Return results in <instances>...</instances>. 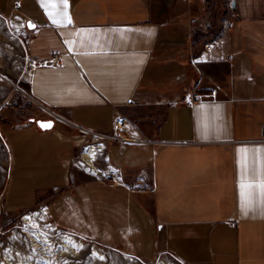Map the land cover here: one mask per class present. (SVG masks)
Segmentation results:
<instances>
[{
    "label": "crops",
    "instance_id": "0c3cea01",
    "mask_svg": "<svg viewBox=\"0 0 264 264\" xmlns=\"http://www.w3.org/2000/svg\"><path fill=\"white\" fill-rule=\"evenodd\" d=\"M230 1L0 0L27 97L54 120L4 127L10 199L49 194L58 227L143 261L264 264V0ZM123 121L138 144L108 140ZM86 137L125 184L71 171Z\"/></svg>",
    "mask_w": 264,
    "mask_h": 264
},
{
    "label": "rangeland",
    "instance_id": "374dc122",
    "mask_svg": "<svg viewBox=\"0 0 264 264\" xmlns=\"http://www.w3.org/2000/svg\"><path fill=\"white\" fill-rule=\"evenodd\" d=\"M224 1L210 0L213 3L212 10L215 15H220L223 11ZM31 68L24 42L10 21L0 14V264H183L168 254H159L153 260L143 261L80 234L63 230L53 222L49 215L45 204V199H48L49 194L41 193L36 199L32 198L30 203L24 205L16 203L27 200V196H18L15 202L10 199L9 192L13 186L11 174L13 158L3 133L4 127L16 124L36 126L34 121H31L32 118L50 119L44 113L42 114L27 97L23 80ZM5 114H9L8 117H5ZM92 143L102 144L100 139L94 140L92 137H86L75 147V157L70 166L71 171L77 170L85 175L113 182V178L120 177V173L109 168L103 147L98 151L97 158L94 160L99 170L97 174L91 173L79 164L82 146ZM23 187L27 188L29 185L25 184ZM24 191L29 192L30 190L25 189ZM34 211H37L38 216L41 215L44 226L52 228V234L49 236L53 241L51 245L42 240L35 241L26 237L27 228H24L26 224L22 216L32 214ZM63 238L71 243L74 242L73 244H81L76 254L61 255L59 253L58 248L63 244ZM93 248L96 249L97 255H92ZM51 251L55 254H51Z\"/></svg>",
    "mask_w": 264,
    "mask_h": 264
},
{
    "label": "bare ground",
    "instance_id": "6f19581e",
    "mask_svg": "<svg viewBox=\"0 0 264 264\" xmlns=\"http://www.w3.org/2000/svg\"><path fill=\"white\" fill-rule=\"evenodd\" d=\"M80 143H82V141H79L78 145ZM102 147L103 145L101 143H94V144L92 143L82 146V149L80 150L81 153H80L79 164L83 165L91 173L97 174L99 170L96 168L94 160L97 158L96 155L98 154V151L102 149ZM37 214H38L37 211H34L32 214H24L22 216L24 223L26 224L24 228L29 229V230L27 229L25 230L27 233L26 237L27 238L29 237L31 240H35V241L42 240V242H46L48 245H51L53 241L49 236H51L52 234L51 232L52 228L44 226V221L41 218V215L38 216ZM62 243L63 244H61L58 248V251L59 253H61V255L65 253L76 254L78 252V249L81 247L80 243L73 244L74 242L71 243L68 239H64V238L62 239ZM50 253L53 255L55 254V252L53 251H51ZM92 255H97V251L94 248L92 249Z\"/></svg>",
    "mask_w": 264,
    "mask_h": 264
},
{
    "label": "built area",
    "instance_id": "2783aa9c",
    "mask_svg": "<svg viewBox=\"0 0 264 264\" xmlns=\"http://www.w3.org/2000/svg\"><path fill=\"white\" fill-rule=\"evenodd\" d=\"M210 45V42L204 43V47L207 48ZM57 61V56L52 55L50 58L45 60V62H56ZM216 90L215 89H210L208 92H199L197 90H192L190 93V96L185 99V103L187 105H191L194 101H199V100H205L208 98H211L215 96ZM125 122H119L114 126L113 132L111 135L108 136L110 140L118 141L121 143L125 144H134V143H139L141 140L133 135L124 133L125 131ZM107 158V156H105ZM114 171L120 172L118 169H114ZM126 179L123 180V178L118 177V178H113V182L117 184H125ZM132 179H129L128 182L130 183V189L136 190V191H145L146 188L143 185H140V183L135 179L133 182H131ZM128 183V184H129Z\"/></svg>",
    "mask_w": 264,
    "mask_h": 264
},
{
    "label": "water",
    "instance_id": "95a60500",
    "mask_svg": "<svg viewBox=\"0 0 264 264\" xmlns=\"http://www.w3.org/2000/svg\"><path fill=\"white\" fill-rule=\"evenodd\" d=\"M230 4H231V7L234 8L235 7V0H231ZM27 26L29 28L32 27L30 22H27ZM31 121H34L36 123V125L42 130H50L54 126V120L53 119H33L32 118ZM42 125H50V126L45 127Z\"/></svg>",
    "mask_w": 264,
    "mask_h": 264
},
{
    "label": "snow or ice",
    "instance_id": "6c2138e0",
    "mask_svg": "<svg viewBox=\"0 0 264 264\" xmlns=\"http://www.w3.org/2000/svg\"><path fill=\"white\" fill-rule=\"evenodd\" d=\"M63 3L65 4V6H66V4H67V0H63ZM69 22H71L70 20H69ZM42 126H45V127H47V126H50V125H42Z\"/></svg>",
    "mask_w": 264,
    "mask_h": 264
}]
</instances>
